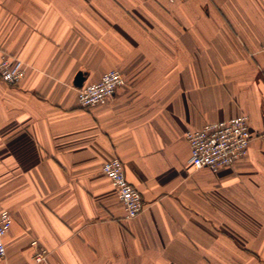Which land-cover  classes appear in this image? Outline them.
Instances as JSON below:
<instances>
[{
    "label": "crops",
    "instance_id": "obj_1",
    "mask_svg": "<svg viewBox=\"0 0 264 264\" xmlns=\"http://www.w3.org/2000/svg\"><path fill=\"white\" fill-rule=\"evenodd\" d=\"M264 0H0V264H264ZM119 70L106 105L75 79ZM248 117L247 154L195 170L189 129ZM118 158L144 209L125 218L104 163Z\"/></svg>",
    "mask_w": 264,
    "mask_h": 264
},
{
    "label": "built area",
    "instance_id": "obj_2",
    "mask_svg": "<svg viewBox=\"0 0 264 264\" xmlns=\"http://www.w3.org/2000/svg\"><path fill=\"white\" fill-rule=\"evenodd\" d=\"M173 3L176 0H168ZM264 51V40L261 45ZM26 75V65L17 57L0 50V79L11 86H17ZM125 84V79L119 70L105 72L101 79L92 84L78 88V103L83 109L108 104L116 95L117 89ZM248 117L238 115L228 120L204 125L201 129H189L185 138L190 147L191 163L195 170L207 169L216 173L223 167L231 166L235 161L247 154L252 133ZM103 173L110 179L118 198L123 203L125 218L133 219L144 209L140 191L126 177L123 163L114 158L104 163ZM13 224V216L0 202V259L7 256L4 237ZM34 249L32 262L26 264L44 263L48 250L37 241H32Z\"/></svg>",
    "mask_w": 264,
    "mask_h": 264
},
{
    "label": "water",
    "instance_id": "obj_3",
    "mask_svg": "<svg viewBox=\"0 0 264 264\" xmlns=\"http://www.w3.org/2000/svg\"><path fill=\"white\" fill-rule=\"evenodd\" d=\"M83 82H84V75L83 73L79 72L75 79V85L80 88L83 86Z\"/></svg>",
    "mask_w": 264,
    "mask_h": 264
}]
</instances>
